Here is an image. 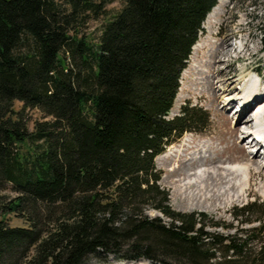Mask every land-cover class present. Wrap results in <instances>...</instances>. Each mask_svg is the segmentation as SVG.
I'll list each match as a JSON object with an SVG mask.
<instances>
[{"label": "trees", "instance_id": "trees-1", "mask_svg": "<svg viewBox=\"0 0 264 264\" xmlns=\"http://www.w3.org/2000/svg\"><path fill=\"white\" fill-rule=\"evenodd\" d=\"M111 1L0 0V211L27 223L0 220V264L110 255L264 264V200L234 206V234L209 231L206 213L171 206L155 163L186 132L207 127L197 107L169 114L219 0H124L92 43L82 28ZM16 100L51 119L30 130ZM9 187L13 197L2 193Z\"/></svg>", "mask_w": 264, "mask_h": 264}, {"label": "rangeland", "instance_id": "rangeland-1", "mask_svg": "<svg viewBox=\"0 0 264 264\" xmlns=\"http://www.w3.org/2000/svg\"><path fill=\"white\" fill-rule=\"evenodd\" d=\"M124 4V0H112L106 6V10L101 17L98 19L91 18L87 22L86 26L82 28V33L92 43H98L103 24L117 14ZM219 5L223 13L216 19L209 20L207 18L206 20V27H209L210 23L212 26L215 23L221 24L219 26L220 33L217 37L218 40L214 38V35L210 36L212 32H208L207 36H202L199 39L205 48L199 51L196 61L192 59L191 55L187 67L182 72L180 79L181 86L175 99L174 107L169 114V117L179 115L181 107L185 104H188L189 107H197L207 113L209 117L207 127L202 131L186 132L181 139L166 149V152L172 156L164 160L161 154L157 156L155 163L156 168L162 172L160 183L170 192V204L175 210L181 212H204L209 217L207 219V230L228 235L236 232L235 225H237V222L232 213L234 206L246 204L248 201L258 200L261 202L264 200V146L259 152H256L257 147L255 148L253 145L248 144V139L245 140L243 138L244 131L241 130L245 128V125L240 123V115L238 117L235 113L238 109L236 103L239 100H228L230 97L239 98L241 96V92L243 91L241 85L245 83L250 75L259 78L258 88L264 91V51L261 42V38L264 35V0H219ZM212 30L216 31L219 29L216 25V27L213 26ZM238 30H243V37L247 39L246 46L255 55L252 59H241L238 62L231 61L229 69L232 75H236L237 78L245 75L246 79L244 78L241 81V85L238 83L233 84L235 88L231 94L232 96L224 97L223 94L218 93V97H212L209 91L203 92L201 90L202 86L197 81L199 75L196 70L192 71V68L195 64H198L197 62L207 59L209 53L207 44L210 41L213 44L220 43L229 34L232 36L231 43H234ZM203 40L206 41L203 42ZM236 47L238 48V46ZM230 53L232 54L233 51ZM226 66L225 62L222 65V69ZM243 94L244 92L242 96ZM261 100L251 107L247 115L243 114L245 119H247L246 122H248V118H253L254 112H251V110L254 107L256 110L257 108L264 107V100ZM14 110L16 112L22 111V114L28 119L30 130H33L36 121L51 119L39 108H24V104L20 100L15 101ZM248 123L251 125V121ZM238 126L240 128L239 132L234 133V129ZM210 150L213 152L211 154L216 160L215 164L209 165V163H206L208 166L205 164V166L201 167L200 164L193 163L191 166L192 170L189 172V174H192L191 176L186 175L184 172L176 173L181 167L187 169L186 167L188 166H184V164L189 165L190 158L199 157L201 154H209ZM255 161L257 162L255 163ZM231 166H235L236 168L246 167L248 170L239 172V170L235 169L237 172L226 175ZM208 170L211 172H208ZM212 172L214 174L223 172V175L226 176L223 181H216ZM190 180L200 181L201 186L187 187L186 183ZM2 193L9 197L15 195V192L10 187ZM148 214L152 217L157 215L162 216L161 213L154 209H150ZM0 220H5L12 226H27L23 218L10 212L4 214L0 211ZM165 220L168 219L165 218ZM215 222H226L232 226L229 228L219 227V225L214 226L213 223ZM251 225L247 224L246 226L249 227ZM84 264L154 263L148 259L135 261L110 255L106 259L91 256Z\"/></svg>", "mask_w": 264, "mask_h": 264}, {"label": "bare ground", "instance_id": "bare-ground-1", "mask_svg": "<svg viewBox=\"0 0 264 264\" xmlns=\"http://www.w3.org/2000/svg\"><path fill=\"white\" fill-rule=\"evenodd\" d=\"M231 1V0H230ZM219 2L218 4L213 8V10L207 15V18H209V20L211 19H216L217 17H219V15H221L223 13V11L221 10V6L219 7ZM206 18V20H207ZM206 20L203 23L202 28L205 29H211L209 31L213 32L215 30L213 29V26L210 25L209 27H206ZM211 24V23H210ZM218 27V35L220 33V28L219 26L221 25L220 23H215ZM216 25L214 27H216ZM208 35V34H207ZM218 35L215 36L214 38L216 40H218ZM211 36V34H210ZM232 40V36L231 35H226L221 41L220 43L217 44H213L212 41H210V43H208V47H209V53L207 56V59L205 60H201L200 62H197L198 64H195L192 68L193 70H196L198 73V77H197V81L198 84L202 86V91H209L212 95V97H218V93L223 94L224 97L226 96H232L231 94L234 92V86L233 84H242L241 81H243V79H246L245 75H242L241 77L237 78L236 75H232L231 70L229 69L231 67V55L234 54L238 48H239V43H237L236 41L234 43H231ZM206 40H203V42ZM206 44V43H205ZM238 46V48L236 46ZM194 51L192 50V59H194L195 61L197 60L198 56H199V51L203 50L205 48L204 45L201 44V41L198 39L197 43L193 46ZM246 48V49H245ZM241 50V49H240ZM233 53L231 54L230 52ZM238 55V61H241V59H252L255 55L254 52H252L248 46H246V44L244 45V48L242 49V51H239V53H237ZM227 56V57H226ZM225 57V58H224ZM226 62L227 66L222 69V65ZM212 69V70H211ZM244 69V68H243ZM191 71V70H190ZM213 71V72H212ZM245 71V69H244ZM189 72V71H186ZM196 73V74H197ZM251 73V72H250ZM191 74V73H190ZM188 75V74H187ZM255 75V74H254ZM248 76V75H247ZM259 76V74H258ZM259 82V78L256 76H252L250 75V77H248V79L245 81V83L242 86L243 91L241 92V96H239V98H228V100H234V99H238L239 101H237V106L238 109L235 112L237 114V116L239 117L240 115V123L245 125V128H243L241 131H244V136L243 138H245V140L248 141V144L253 145V147H257L256 152H259L263 145L264 142V107H260L257 108V110L255 109V107L251 110V112H254V116L253 118H248V122L251 121V125L246 122L247 119H245L244 115H247V112L249 113L251 107L257 103H259V100H264V91L259 90L258 88V83ZM197 84V83H196ZM197 86V85H196ZM244 92L243 96L242 93ZM227 98L225 99L226 102ZM261 100V101H262ZM259 101V102H258ZM261 104V103H260ZM256 110V111H255ZM242 116V117H241ZM254 120V122H253ZM239 126L236 127L234 129V133H236L237 131L239 132ZM252 136V138H251ZM251 138V139H250ZM199 150V149H198ZM166 152V151H165ZM164 152V153H165ZM201 153H204L202 151H200ZM253 152V151H252ZM162 153V157L163 159L167 160L168 158H170L172 155L169 153ZM207 153V151H206ZM213 152H211L209 154H201L199 157H192L189 159L190 163L189 165L184 164V166H188L186 167L187 169H185V171H183L184 169L179 168L178 171H176V173L179 172H184L186 175L191 176L192 174H189L191 169V166L193 163H198L197 165L200 164L201 167L205 166L206 163L210 164H215L216 160L213 157V155L211 154ZM188 161V160H187ZM209 161V162H208ZM257 161H255L256 163ZM207 165V164H206ZM208 166V165H207ZM206 166V167H207ZM230 170H228V174H234V172H237V170L240 171H247L248 168H236L235 166H231L229 167ZM237 169V170H235ZM208 172H211L208 170ZM206 173V172H204ZM214 179L217 180H224L225 176L223 175V172H221L220 174H214L212 172ZM203 183V181H201ZM185 185V184H184ZM187 187H192V186H197L200 187V181L195 180V181H188L186 183Z\"/></svg>", "mask_w": 264, "mask_h": 264}]
</instances>
